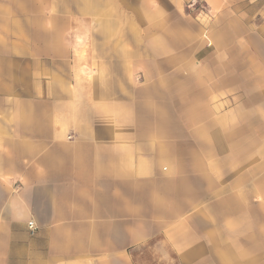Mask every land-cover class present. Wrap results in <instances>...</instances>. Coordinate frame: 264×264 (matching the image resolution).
<instances>
[{
    "label": "crops",
    "instance_id": "crops-1",
    "mask_svg": "<svg viewBox=\"0 0 264 264\" xmlns=\"http://www.w3.org/2000/svg\"><path fill=\"white\" fill-rule=\"evenodd\" d=\"M28 1L0 14V264H264V125L223 121L264 80V30L217 26L242 0H204L209 30L183 0Z\"/></svg>",
    "mask_w": 264,
    "mask_h": 264
},
{
    "label": "rangeland",
    "instance_id": "rangeland-1",
    "mask_svg": "<svg viewBox=\"0 0 264 264\" xmlns=\"http://www.w3.org/2000/svg\"><path fill=\"white\" fill-rule=\"evenodd\" d=\"M190 0H183V9L186 16L191 17L194 23L207 26L208 30L211 29V22L214 15L210 14V9L204 0H198L195 8L189 7ZM26 9L32 10V4L28 0H0V14L5 12L8 14L11 10L14 14L25 13ZM51 13L57 11H72V7H52ZM225 12L222 20L217 22V26H224L225 31H232L235 28V17L240 15L244 18V22L239 23L240 30H245L252 25L251 28L255 30H264V0H242L239 6H226L222 8ZM236 13V15H235ZM214 18V19H213ZM216 22V21H215ZM264 39V38H263ZM258 40L257 49L258 53L264 55V40ZM253 83V85H252ZM239 97V100L236 98ZM232 99V98H231ZM226 113L233 109L239 114H224V125L228 124L235 127H245L246 125H264V80L257 79L251 81L250 93L236 96L233 102H225ZM256 113V114H254ZM227 116V117H226Z\"/></svg>",
    "mask_w": 264,
    "mask_h": 264
},
{
    "label": "built area",
    "instance_id": "built-area-1",
    "mask_svg": "<svg viewBox=\"0 0 264 264\" xmlns=\"http://www.w3.org/2000/svg\"><path fill=\"white\" fill-rule=\"evenodd\" d=\"M197 1L198 0H190L189 7L190 8H195L197 6V4H199ZM27 229L30 232V234H34V232L36 231V228H35V225H34L33 221H29L27 223Z\"/></svg>",
    "mask_w": 264,
    "mask_h": 264
}]
</instances>
